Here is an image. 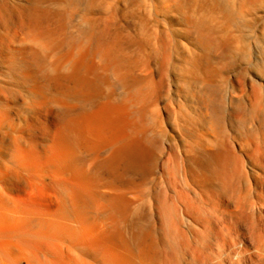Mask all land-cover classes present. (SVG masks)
Listing matches in <instances>:
<instances>
[{
    "label": "bare ground",
    "instance_id": "bare-ground-1",
    "mask_svg": "<svg viewBox=\"0 0 264 264\" xmlns=\"http://www.w3.org/2000/svg\"><path fill=\"white\" fill-rule=\"evenodd\" d=\"M0 264H264V0H0Z\"/></svg>",
    "mask_w": 264,
    "mask_h": 264
}]
</instances>
